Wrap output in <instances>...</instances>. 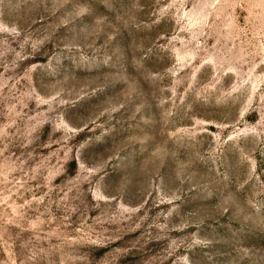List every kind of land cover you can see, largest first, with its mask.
<instances>
[{
	"label": "rangeland",
	"instance_id": "rangeland-1",
	"mask_svg": "<svg viewBox=\"0 0 264 264\" xmlns=\"http://www.w3.org/2000/svg\"><path fill=\"white\" fill-rule=\"evenodd\" d=\"M0 264H264V0H0Z\"/></svg>",
	"mask_w": 264,
	"mask_h": 264
}]
</instances>
